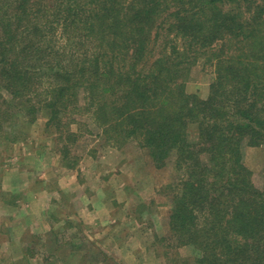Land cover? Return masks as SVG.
<instances>
[{
    "label": "trees",
    "instance_id": "trees-1",
    "mask_svg": "<svg viewBox=\"0 0 264 264\" xmlns=\"http://www.w3.org/2000/svg\"><path fill=\"white\" fill-rule=\"evenodd\" d=\"M227 42L207 98L187 93ZM0 100V116L41 110L74 140L88 122L108 148L135 141L157 168L174 154L179 245L196 264H264V184L242 150L264 148V0H0Z\"/></svg>",
    "mask_w": 264,
    "mask_h": 264
},
{
    "label": "rangeland",
    "instance_id": "rangeland-1",
    "mask_svg": "<svg viewBox=\"0 0 264 264\" xmlns=\"http://www.w3.org/2000/svg\"><path fill=\"white\" fill-rule=\"evenodd\" d=\"M225 44L224 56L218 43L192 66L187 93L207 98L216 62L230 53ZM0 120V264H196L198 252L180 246L170 230L173 199L186 178L174 154L157 168L135 141L108 148L88 122L72 126L80 134L74 140L46 126L41 110L2 113ZM196 137L192 125L189 140ZM242 150L261 191L264 148Z\"/></svg>",
    "mask_w": 264,
    "mask_h": 264
}]
</instances>
